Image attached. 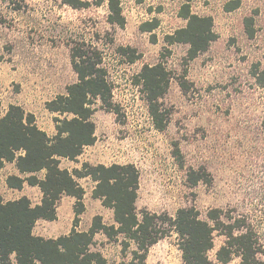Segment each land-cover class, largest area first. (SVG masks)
Listing matches in <instances>:
<instances>
[{
    "label": "rangeland",
    "instance_id": "rangeland-1",
    "mask_svg": "<svg viewBox=\"0 0 264 264\" xmlns=\"http://www.w3.org/2000/svg\"><path fill=\"white\" fill-rule=\"evenodd\" d=\"M82 1L91 6L74 9L62 0H0V116L11 104L26 112L44 110L48 101L66 94L67 86L77 81L71 65L73 45L97 48L108 71L116 113L97 101L92 117L94 154L106 156L107 163L137 165L138 210L174 219L179 209L195 206L207 220L209 210L221 209L226 225L238 220L244 233L252 229L264 251V91L251 76L253 65L264 63V0H239L231 12L224 7L237 0H120L124 27L109 23L107 0L100 6L95 4L99 0ZM186 3L193 13L211 16L218 35L207 52L188 64L187 45L165 42L166 35L186 25L179 17ZM246 18L253 19L252 38L246 33ZM155 19L159 26L153 33L141 30L143 23ZM120 47L133 49L139 55L136 61L129 63ZM159 62L172 77L161 100L170 113L162 132L154 126L141 87L135 85L144 65ZM183 79L187 90L180 86ZM113 144L119 146L118 159L111 151ZM191 171L206 180L193 183ZM85 188L77 230L88 231L97 215L106 225L114 224L113 211L93 199L90 185ZM74 205L75 198L63 196L57 206L60 219L38 221L34 234L46 239L69 234ZM224 241L216 233L209 253L212 261ZM179 242L177 233H169L150 248L146 264H184ZM91 249L100 251L108 264H132L136 246L123 235L109 239L99 233ZM258 257L264 261V254ZM228 264H241V257L234 256Z\"/></svg>",
    "mask_w": 264,
    "mask_h": 264
},
{
    "label": "trees",
    "instance_id": "trees-1",
    "mask_svg": "<svg viewBox=\"0 0 264 264\" xmlns=\"http://www.w3.org/2000/svg\"><path fill=\"white\" fill-rule=\"evenodd\" d=\"M103 1L95 4L100 6ZM62 2L74 9L91 6L82 0ZM107 4L109 23L124 27L120 0H107ZM239 5L237 0L227 3L224 8L231 12ZM179 17L186 25L166 35L165 42L167 45H187L185 62L188 64L207 52L218 35L214 31L213 18L193 13L188 3L180 8ZM244 24L247 35L254 37L253 19L246 18ZM158 26L159 21L155 19L143 23L140 28L143 32L153 33ZM151 36L155 42V35ZM118 50L121 55H127L129 63H134L139 56L130 48ZM71 65L77 81L67 86L66 94L46 103L47 110L57 114L55 136L50 137L41 130L35 115L19 105H9L6 113L0 116V169L14 163L20 174L7 178L8 187L21 190L28 184L39 187L42 192V199L36 205L28 197L4 201L0 194V264H108L100 251L91 249L99 233L109 239L123 235L136 246L132 264H146L150 248L171 232L179 236L184 264H228L236 255L241 257V264H264L258 257L264 251L254 231L250 228L245 233L241 231L238 220L226 225L221 209L209 210L207 220L200 218L195 206L179 209L174 219L138 210L140 171L133 163L106 166L85 162L80 170L72 171L61 167L62 159L77 161L86 147L96 143V125L92 117L97 110V101L105 110L116 113L102 53L91 45L76 43L71 48ZM251 76L264 91V63L253 65ZM171 78L164 62H159L153 66L144 65L135 82L141 87L154 126L160 132L166 129L170 114L163 108L161 100L169 90ZM185 83L183 79L180 86L187 90ZM174 154L181 155L178 148ZM41 172H44L43 177L39 176ZM86 177L95 183L93 199L100 200L104 207L113 211L114 224L106 225L102 216L97 215L88 231L77 230L84 212L85 196V189L78 179ZM189 178L193 183L203 179L196 171H191ZM63 196L75 198L71 232L55 239L36 236L34 228L38 221L57 220V206ZM216 233L224 236L226 241L216 252V261H212L209 253L215 247ZM125 246L130 245L125 243Z\"/></svg>",
    "mask_w": 264,
    "mask_h": 264
},
{
    "label": "crops",
    "instance_id": "crops-1",
    "mask_svg": "<svg viewBox=\"0 0 264 264\" xmlns=\"http://www.w3.org/2000/svg\"><path fill=\"white\" fill-rule=\"evenodd\" d=\"M37 105H38V103L35 100L31 101V106L36 107ZM27 112L35 115L36 123L41 130L45 131L48 134V136H50V137L55 136L56 124L54 122V118L57 116V114L49 112L46 109V107H44V110L41 109L39 111L31 108ZM2 115H4V114H2ZM94 147H96V145L86 147L84 149L83 154L78 158L77 161H70L68 159H62L61 167L66 168L69 171H72L73 169H79L80 170L82 168L83 163H85V162H88L92 165L104 164L106 166H109L112 164H120V162L107 163L105 161L106 156H102L101 154H99V155L94 154L96 151L94 149ZM118 148H119V146L115 145V144H113V147H111V151H113V154H115L114 156L117 157L116 159H118V156H117L118 152H119ZM122 164H128V163L125 162ZM39 174H41V175H39L40 177L44 176V172H41ZM10 175L20 176V174H19L14 163H8L2 169H0V194L3 197L4 201H14V200H18L22 197H28L32 201L33 205L40 203V201L42 199V192L39 189V187L29 186L28 184H25L23 189H21V190L9 188L7 183H6V180ZM78 182L86 191H87V189L85 188V184L90 185V187H91L90 189L93 192V189L95 187V183L89 177L78 179ZM67 197H70V196H67ZM70 198H72V197H70ZM95 200H98V199H95ZM98 201H100V200H98ZM100 203H101V201H100ZM57 216H58V218L60 216L58 212H57ZM73 220H74V217H73ZM73 220H72V227H73Z\"/></svg>",
    "mask_w": 264,
    "mask_h": 264
}]
</instances>
